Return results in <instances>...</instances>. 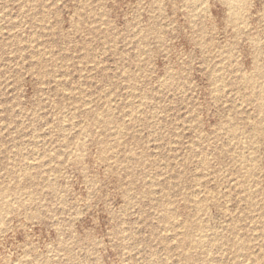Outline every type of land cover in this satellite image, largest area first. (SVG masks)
I'll use <instances>...</instances> for the list:
<instances>
[{
	"label": "rangeland",
	"instance_id": "rangeland-1",
	"mask_svg": "<svg viewBox=\"0 0 264 264\" xmlns=\"http://www.w3.org/2000/svg\"><path fill=\"white\" fill-rule=\"evenodd\" d=\"M0 264H264V0H0Z\"/></svg>",
	"mask_w": 264,
	"mask_h": 264
},
{
	"label": "bare ground",
	"instance_id": "bare-ground-1",
	"mask_svg": "<svg viewBox=\"0 0 264 264\" xmlns=\"http://www.w3.org/2000/svg\"><path fill=\"white\" fill-rule=\"evenodd\" d=\"M237 7V6H236ZM233 8V7H232ZM239 8V7H238Z\"/></svg>",
	"mask_w": 264,
	"mask_h": 264
}]
</instances>
